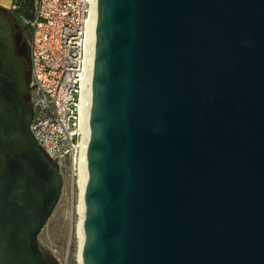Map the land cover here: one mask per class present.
I'll use <instances>...</instances> for the list:
<instances>
[{"label": "water", "instance_id": "obj_1", "mask_svg": "<svg viewBox=\"0 0 264 264\" xmlns=\"http://www.w3.org/2000/svg\"><path fill=\"white\" fill-rule=\"evenodd\" d=\"M0 13V264H49L56 166ZM81 264H264V0H97Z\"/></svg>", "mask_w": 264, "mask_h": 264}, {"label": "built area", "instance_id": "obj_2", "mask_svg": "<svg viewBox=\"0 0 264 264\" xmlns=\"http://www.w3.org/2000/svg\"><path fill=\"white\" fill-rule=\"evenodd\" d=\"M96 21L97 0H33L27 22L29 131L72 180L87 169Z\"/></svg>", "mask_w": 264, "mask_h": 264}, {"label": "rangeland", "instance_id": "obj_3", "mask_svg": "<svg viewBox=\"0 0 264 264\" xmlns=\"http://www.w3.org/2000/svg\"><path fill=\"white\" fill-rule=\"evenodd\" d=\"M11 7L8 10H0L7 16L13 28V33L20 36L27 45L29 39V27L19 13H15ZM1 9V8H0ZM26 59H28L26 55ZM61 191L58 202L44 228L38 235V246L42 254L50 261V264H78L77 238L75 227L78 222L76 208L78 206L77 179L72 180L68 172L59 171Z\"/></svg>", "mask_w": 264, "mask_h": 264}, {"label": "bare ground", "instance_id": "obj_4", "mask_svg": "<svg viewBox=\"0 0 264 264\" xmlns=\"http://www.w3.org/2000/svg\"><path fill=\"white\" fill-rule=\"evenodd\" d=\"M96 4V0H95ZM87 169H86V161L84 160L83 166L80 169L77 178V188H78V206L76 208V215L78 216V222L75 227V235L77 238V258L78 264H81V257H82V246H83V219H84V196H85V186L87 182Z\"/></svg>", "mask_w": 264, "mask_h": 264}, {"label": "trees", "instance_id": "obj_5", "mask_svg": "<svg viewBox=\"0 0 264 264\" xmlns=\"http://www.w3.org/2000/svg\"><path fill=\"white\" fill-rule=\"evenodd\" d=\"M15 9L12 11L19 13L24 20L30 21L33 17V0H14ZM13 39L15 44V51L18 57L24 62L26 68V78L28 79V57L27 45L23 42L20 36H16L13 33ZM45 260L50 264V261L43 255Z\"/></svg>", "mask_w": 264, "mask_h": 264}, {"label": "crops", "instance_id": "obj_6", "mask_svg": "<svg viewBox=\"0 0 264 264\" xmlns=\"http://www.w3.org/2000/svg\"><path fill=\"white\" fill-rule=\"evenodd\" d=\"M12 0H0V10H8L11 7Z\"/></svg>", "mask_w": 264, "mask_h": 264}, {"label": "flooded vegetation", "instance_id": "obj_7", "mask_svg": "<svg viewBox=\"0 0 264 264\" xmlns=\"http://www.w3.org/2000/svg\"><path fill=\"white\" fill-rule=\"evenodd\" d=\"M2 14V13H1ZM3 15V14H2ZM5 16V15H4ZM5 17H7V16H5ZM8 18V17H7ZM9 19V18H8ZM10 21V20H9Z\"/></svg>", "mask_w": 264, "mask_h": 264}]
</instances>
